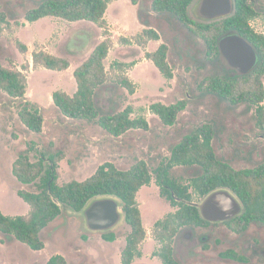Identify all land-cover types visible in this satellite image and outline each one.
<instances>
[{"label": "rangeland", "instance_id": "obj_1", "mask_svg": "<svg viewBox=\"0 0 264 264\" xmlns=\"http://www.w3.org/2000/svg\"><path fill=\"white\" fill-rule=\"evenodd\" d=\"M35 1L0 0L1 9L9 18V24L0 36V64L8 65L11 60L19 69L29 64V69L24 70L28 78L26 96L41 107L44 117L43 131H30L18 116L20 100L0 89V209L11 216L27 214L30 210V205L18 191H34L36 185L23 184L13 173V164L22 152H29L31 158L37 160L38 150L45 153L62 150L59 184L73 179L83 181L105 162L128 169L143 159L153 175L152 182L144 185L137 196L147 236L141 245L142 256L136 257L132 264H163L155 255L159 244L153 229L158 220L175 212L177 207L161 194L155 169L170 162L173 146L192 129L209 123L215 129L213 145L217 154L235 168L253 167L264 160V130L256 126L254 110L244 105H231L217 94L203 92L198 87L205 76L225 67L239 72L230 66L222 53L220 60H205L203 44L195 41L174 17L153 12V0L110 3L106 19L113 46L105 66L113 77L125 71L135 83V92L130 93L109 81L96 90L95 101L102 114L132 106V118L142 117L149 123L147 130L133 128L121 136H114L96 120L64 116L52 97L56 90L71 95L76 92L74 70L104 39L103 28L88 20L71 22L54 16L30 23L25 14ZM252 26L264 34V15L253 19ZM147 27L158 31L160 40L141 45L136 37ZM18 40L28 45L26 53L19 50ZM162 43L169 46L172 79L162 76L154 63L145 57L146 52L155 51ZM37 48L68 58L70 67L63 71L35 68L32 53ZM116 61L132 65L123 71L113 67ZM179 100H186L188 104L172 126L163 124L150 108L155 102L173 104ZM171 164V176L188 183L191 200L200 203L204 196L190 184L191 177L196 174L195 166ZM83 221L81 214L63 208L62 214L42 232L46 244L43 250H34L12 236L0 234V264H46L55 254L64 255L73 264H122V251L130 230L127 223L118 222L111 232H88ZM226 222L181 228L173 243L180 264H240L220 255L227 249L246 255L249 259L246 264H264V224L253 222L245 232L236 233ZM108 233H115L116 239H104L103 235Z\"/></svg>", "mask_w": 264, "mask_h": 264}, {"label": "trees", "instance_id": "obj_2", "mask_svg": "<svg viewBox=\"0 0 264 264\" xmlns=\"http://www.w3.org/2000/svg\"><path fill=\"white\" fill-rule=\"evenodd\" d=\"M116 0H36L35 5L26 12L25 18L33 23L48 16L59 17L71 22L88 20L103 28L104 39L97 44L89 57L74 70L77 90L71 95L64 90H56L52 97L55 105L68 118L96 120L100 126L114 136H121L133 128L149 129L145 118H132V106H127L116 113H101L95 101L98 88L112 81L135 92V83L125 73L131 63L116 61L124 73L115 77L106 69L105 60L113 46L108 28L106 12L110 3ZM194 0H153V12L168 14L174 17L195 41L203 44L202 56L208 61L220 60V39L228 33H237L246 38L258 52L255 68L247 74H239L223 68L207 75L199 83L203 92L217 94L231 105H244L254 110L256 126L264 130V34L256 31L252 20L264 15V1L236 0L235 13L225 19L214 22H200L189 14V7ZM137 3V0H132ZM9 24L6 11L0 6V36ZM142 36V37H141ZM139 44L145 45L150 40H160L158 31L151 27L143 30L136 37ZM22 53L28 51V45L17 41ZM169 46L162 43L155 51L146 52L145 57L151 60L162 76L174 77L173 69L168 62ZM34 67L50 70H67L71 61L68 58L52 54L37 48L32 53ZM9 64H0V89L10 97L20 100L18 116L22 123L32 132L43 131L44 117L41 107L27 98L28 78L24 70L29 64L17 68L11 60ZM186 100L173 104L155 102L151 110L163 124L172 126L179 114L187 107ZM215 129L205 123L186 133L171 150L170 162L163 163L155 169L157 183L161 194L170 200L177 209L155 223L153 235L159 247L155 251L163 264H180L174 253V238L178 231L186 226L206 227L210 223L203 220L197 207L182 199L191 200L190 185L174 178L170 174L171 163L195 166L196 174L190 184L200 195L205 196L211 190L226 186L231 188L243 201L245 211L232 218L226 224L236 233L245 232L250 224H264V160L256 166L235 168L230 162L219 157L213 140ZM64 157L62 150L43 152L38 150L37 160L29 152L19 154L13 164V173L23 184L36 185V190L21 189L18 195L30 205L27 214L7 215L0 209V234L29 245L34 250H43L46 246L43 230L54 222L63 212V208L81 211L87 202L98 195H116L123 202L126 223L130 230L126 235V244L122 251V264H132L136 257L142 256L141 245L147 236L143 224V215L139 207L138 192L144 185L152 182V171L143 159L135 162L128 169H121L112 162H105L87 179H73L63 184L58 183L59 161ZM180 198V199H177ZM104 239L113 241L115 233L103 235ZM225 259L246 264L249 259L234 249L220 252ZM46 264H73L64 255L55 254Z\"/></svg>", "mask_w": 264, "mask_h": 264}, {"label": "water", "instance_id": "obj_3", "mask_svg": "<svg viewBox=\"0 0 264 264\" xmlns=\"http://www.w3.org/2000/svg\"><path fill=\"white\" fill-rule=\"evenodd\" d=\"M235 10L236 0H196L191 4L189 14L196 21L209 23L230 17ZM219 48L230 66L241 74L251 72L257 65V50L240 34L224 35L219 41ZM182 200L197 207L201 218L209 223L229 221L245 211L240 197L226 186L211 190L200 203ZM74 213L84 217V228L88 232H111L118 222L126 223L123 202L116 195L95 196L81 211Z\"/></svg>", "mask_w": 264, "mask_h": 264}, {"label": "crops", "instance_id": "obj_4", "mask_svg": "<svg viewBox=\"0 0 264 264\" xmlns=\"http://www.w3.org/2000/svg\"><path fill=\"white\" fill-rule=\"evenodd\" d=\"M116 1H118V0H116ZM43 19V18H42ZM39 21V20H38ZM37 22V21H36ZM33 23H35V22H33ZM57 55V54H56Z\"/></svg>", "mask_w": 264, "mask_h": 264}]
</instances>
